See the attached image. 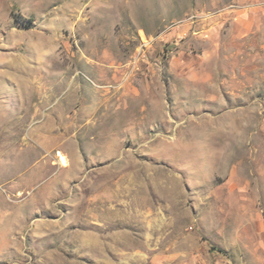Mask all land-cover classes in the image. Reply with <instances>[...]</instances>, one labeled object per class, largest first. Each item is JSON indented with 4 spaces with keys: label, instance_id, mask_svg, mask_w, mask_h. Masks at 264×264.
<instances>
[{
    "label": "rangeland",
    "instance_id": "374dc122",
    "mask_svg": "<svg viewBox=\"0 0 264 264\" xmlns=\"http://www.w3.org/2000/svg\"><path fill=\"white\" fill-rule=\"evenodd\" d=\"M0 264H264V0H0Z\"/></svg>",
    "mask_w": 264,
    "mask_h": 264
},
{
    "label": "bare ground",
    "instance_id": "6f19581e",
    "mask_svg": "<svg viewBox=\"0 0 264 264\" xmlns=\"http://www.w3.org/2000/svg\"><path fill=\"white\" fill-rule=\"evenodd\" d=\"M61 163L64 167H67L68 166V161L67 159L61 155Z\"/></svg>",
    "mask_w": 264,
    "mask_h": 264
}]
</instances>
